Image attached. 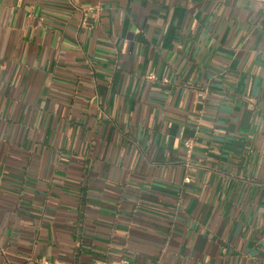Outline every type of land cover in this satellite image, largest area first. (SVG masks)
<instances>
[{
    "label": "crops",
    "instance_id": "1",
    "mask_svg": "<svg viewBox=\"0 0 264 264\" xmlns=\"http://www.w3.org/2000/svg\"><path fill=\"white\" fill-rule=\"evenodd\" d=\"M97 261L264 264V5L0 0V264Z\"/></svg>",
    "mask_w": 264,
    "mask_h": 264
},
{
    "label": "built area",
    "instance_id": "2",
    "mask_svg": "<svg viewBox=\"0 0 264 264\" xmlns=\"http://www.w3.org/2000/svg\"><path fill=\"white\" fill-rule=\"evenodd\" d=\"M249 1H253V2H256V3H259V4L264 5V0H249ZM194 140H195V139H193V140H188V141L186 142V150H187L186 153H187V157H188V158L191 157V155L193 154V150H194ZM185 181H186V182H189V179L186 178ZM126 263H127V262L123 261V262L118 263V264H126ZM93 264H109V263H107V262L97 261V262H95V263H93Z\"/></svg>",
    "mask_w": 264,
    "mask_h": 264
}]
</instances>
